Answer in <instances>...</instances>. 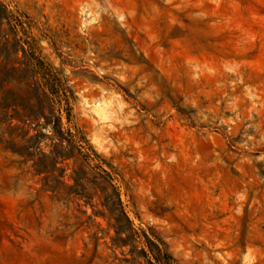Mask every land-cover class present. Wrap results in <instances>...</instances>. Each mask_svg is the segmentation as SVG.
<instances>
[{"label":"rangeland","instance_id":"1","mask_svg":"<svg viewBox=\"0 0 264 264\" xmlns=\"http://www.w3.org/2000/svg\"><path fill=\"white\" fill-rule=\"evenodd\" d=\"M0 264H264V0H0Z\"/></svg>","mask_w":264,"mask_h":264},{"label":"trees","instance_id":"2","mask_svg":"<svg viewBox=\"0 0 264 264\" xmlns=\"http://www.w3.org/2000/svg\"><path fill=\"white\" fill-rule=\"evenodd\" d=\"M19 120H20L23 124L30 126L29 123H30L31 119H30L29 117L26 116L25 119H19ZM58 124H59V126L61 127V132H62V120H61V118H58Z\"/></svg>","mask_w":264,"mask_h":264}]
</instances>
